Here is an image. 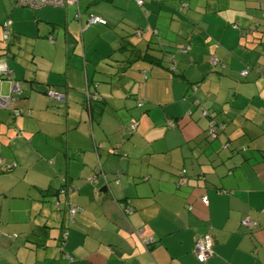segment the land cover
Instances as JSON below:
<instances>
[{
  "label": "crops",
  "instance_id": "crops-1",
  "mask_svg": "<svg viewBox=\"0 0 264 264\" xmlns=\"http://www.w3.org/2000/svg\"><path fill=\"white\" fill-rule=\"evenodd\" d=\"M44 6L0 0V264H264V0Z\"/></svg>",
  "mask_w": 264,
  "mask_h": 264
},
{
  "label": "built area",
  "instance_id": "built-area-1",
  "mask_svg": "<svg viewBox=\"0 0 264 264\" xmlns=\"http://www.w3.org/2000/svg\"><path fill=\"white\" fill-rule=\"evenodd\" d=\"M136 4L142 5L145 0H134ZM16 2L20 5L24 6H29L31 8H37L40 6L44 5H54V6H65L66 4H72L78 2V0H16ZM76 18L79 17V14L75 15ZM87 22L89 24L91 23H99V24H106V21L101 18L98 15H94L92 13H89L87 15ZM4 26V31L2 33V39L7 40L10 36V21L7 20L3 23ZM52 40V37H49ZM212 62H216V59L213 57ZM242 75L245 74V70L241 72ZM6 78L10 80L11 86H10V93L7 96H2L0 97V107L7 108L13 110L14 115L20 114L22 111L21 110H14L12 101H13V93H18L19 92V87L18 83L12 79V71L8 66L2 62L0 63V83L2 80ZM46 94L51 97V98H57V99H62L63 95L61 92L54 88H48L46 90ZM94 94V93H93ZM86 97L89 98H97L96 95L89 94V91L86 90ZM89 109L90 105L87 104ZM203 113L206 114V111L203 110ZM29 114V113H28ZM171 120L168 121V124H171ZM137 122L135 120H132L131 123L128 125V130L131 132L135 129ZM221 126V125H220ZM222 127V126H221ZM212 124L210 125V128L208 130V133L212 136H216L215 129ZM111 151L117 152V146L112 148ZM1 158H0V163H1ZM98 173V172H97ZM99 175V174H98ZM105 178V176L103 175ZM91 179L95 180V176H90ZM55 198V197H54ZM55 203L57 204V201L54 199ZM202 201L206 202V197H202ZM127 211H130L129 207H126ZM76 211V208L70 206V214L73 215ZM241 225L247 228H253L256 226L257 222L254 219L249 218L248 216L244 217L241 219ZM153 241L152 237H144L142 238V242L144 244H149ZM211 246H212V240L209 234L204 233V234H199L195 238V246H194V253L198 261H204L206 258L211 254Z\"/></svg>",
  "mask_w": 264,
  "mask_h": 264
},
{
  "label": "rangeland",
  "instance_id": "rangeland-1",
  "mask_svg": "<svg viewBox=\"0 0 264 264\" xmlns=\"http://www.w3.org/2000/svg\"><path fill=\"white\" fill-rule=\"evenodd\" d=\"M46 7H48V6H43L42 8H46ZM2 36V35H1ZM1 40V43H2V48L3 49H6L7 48V46H8V44H6V43H4V42H6L7 41V43H9V40L7 39V40H3L2 38L0 39ZM4 41V42H3ZM2 56H4V55H2ZM131 68V67H130ZM192 68H190V70H191ZM211 81H209V84L210 85H207V87L205 88V92L206 91H209L210 89H209V87L210 86H212V87H214V88H216V83H214V82H211ZM191 87H194V85H192ZM208 88V90H206ZM190 89V88H189ZM228 88H227V83L225 82V80H223L222 82H221V84H220V90L218 91L219 93H222V96H224L225 95V93L227 92L226 90H227ZM232 91L233 90H230V92L232 93ZM132 98H133V101L135 102V97L134 96H131ZM134 108H136V107H134ZM135 118V119H134ZM133 118V120H135L136 122H138L139 121V118H136V117H134ZM157 118V112L156 111H153L152 113H151V115L150 116H147V117H144L143 118V120L141 121V125L142 126H148V124H149V122H152V120L153 119H156ZM138 121H137V120ZM129 121H132V119L131 120H129ZM129 123H131V122H129ZM128 123V124H129ZM139 124H140V122H139ZM138 124V125H139ZM150 126V125H149ZM157 131V129H154V127H153V129L151 130V131ZM155 135V134H154ZM167 155V154H166ZM2 168H6V166L4 167V165H2ZM5 179H7L6 177H5V175H2L1 177H0V188L1 187H3V185H4V182H5Z\"/></svg>",
  "mask_w": 264,
  "mask_h": 264
},
{
  "label": "trees",
  "instance_id": "trees-1",
  "mask_svg": "<svg viewBox=\"0 0 264 264\" xmlns=\"http://www.w3.org/2000/svg\"><path fill=\"white\" fill-rule=\"evenodd\" d=\"M145 1H147V0H145ZM145 1H144V2H145ZM142 5H143V4H142ZM147 59L150 61L151 56L148 55ZM154 59H155V63H160L159 60H158L157 58H154ZM46 90H47V89H46ZM46 90H45V92H46ZM210 125H211V124H210ZM210 125H209V127L207 128V130H209ZM212 126L214 127L213 129H215L216 136H217L218 133H219V131H221V129H222L223 127H221L222 125H221V126L219 125L218 127H215L214 124H212ZM206 135H207V137H209V138L212 137L209 133H207ZM210 136H211V137H210ZM226 145H227V144H226ZM181 171L184 172L185 170L183 169V170H181ZM181 171H180V172H181Z\"/></svg>",
  "mask_w": 264,
  "mask_h": 264
},
{
  "label": "water",
  "instance_id": "water-1",
  "mask_svg": "<svg viewBox=\"0 0 264 264\" xmlns=\"http://www.w3.org/2000/svg\"><path fill=\"white\" fill-rule=\"evenodd\" d=\"M104 189V188H103Z\"/></svg>",
  "mask_w": 264,
  "mask_h": 264
}]
</instances>
